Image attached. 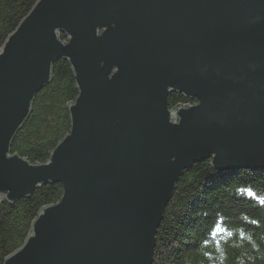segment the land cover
<instances>
[{"label":"water","instance_id":"obj_1","mask_svg":"<svg viewBox=\"0 0 264 264\" xmlns=\"http://www.w3.org/2000/svg\"><path fill=\"white\" fill-rule=\"evenodd\" d=\"M60 60L71 129L32 163L13 140ZM175 92L194 102L171 107ZM204 161L264 169V0H38L0 49V199L63 187L4 264H153L178 182Z\"/></svg>","mask_w":264,"mask_h":264},{"label":"trees","instance_id":"obj_2","mask_svg":"<svg viewBox=\"0 0 264 264\" xmlns=\"http://www.w3.org/2000/svg\"><path fill=\"white\" fill-rule=\"evenodd\" d=\"M37 1L0 0V49ZM78 94L69 62H56L53 80L37 94L12 152L46 162L70 132L69 104ZM169 102L174 107L194 101L175 92ZM62 194L55 183L14 204L0 199V264L23 245L39 211ZM153 264H264V169L222 172L205 161L187 170L158 229Z\"/></svg>","mask_w":264,"mask_h":264},{"label":"bare ground","instance_id":"obj_3","mask_svg":"<svg viewBox=\"0 0 264 264\" xmlns=\"http://www.w3.org/2000/svg\"><path fill=\"white\" fill-rule=\"evenodd\" d=\"M204 162H205V161H204ZM196 164H198V163H196ZM196 164H194V165H196ZM194 165H193V166H194ZM189 169H190V168H189ZM189 169H187V170H189ZM187 170H185V172H186ZM222 172H224V171H222ZM163 220H164V218H163ZM160 226H161V225H160ZM159 228H160V227H159Z\"/></svg>","mask_w":264,"mask_h":264}]
</instances>
